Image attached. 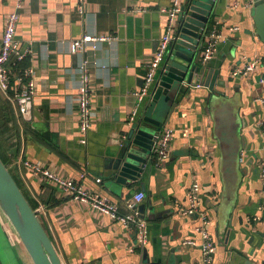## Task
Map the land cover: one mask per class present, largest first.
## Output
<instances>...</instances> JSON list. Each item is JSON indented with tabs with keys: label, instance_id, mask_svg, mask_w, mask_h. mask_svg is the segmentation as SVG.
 Wrapping results in <instances>:
<instances>
[{
	"label": "crops",
	"instance_id": "0c3cea01",
	"mask_svg": "<svg viewBox=\"0 0 264 264\" xmlns=\"http://www.w3.org/2000/svg\"><path fill=\"white\" fill-rule=\"evenodd\" d=\"M253 1L216 0L204 32L217 26L225 38L210 63L219 73L214 90L197 84L178 101L156 133L157 137L164 128L174 129L162 164L153 145L141 175L116 183L104 175L110 159L116 158L119 142L140 117H155L152 92L140 104L133 92L143 85L168 28L167 10L173 0H24L16 38L19 50L27 54L17 68L34 70V119L26 121L11 93L0 89L10 102L2 106L6 119L0 124L17 129L9 139L0 132V157L30 203L41 208L42 224L65 264H198L201 248L182 243L188 238L201 241L202 225L217 247L213 264L240 259L264 264V87L259 84L264 70L250 76L233 74L245 59L264 57ZM16 2L0 0V44ZM204 33L198 45H191L200 59ZM86 34H109L114 39L73 51V41ZM84 75L89 77L93 107L85 136L79 105ZM170 106L171 102L165 104L166 111ZM135 107L137 114L130 122ZM25 160L74 178L116 203L122 214L131 212L127 201L143 192L138 209L148 223V243L139 245L136 232L120 221L72 200L57 184L35 176L24 166ZM196 182L199 211L185 215L182 208L188 207V190ZM0 264H34L1 212Z\"/></svg>",
	"mask_w": 264,
	"mask_h": 264
},
{
	"label": "water",
	"instance_id": "95a60500",
	"mask_svg": "<svg viewBox=\"0 0 264 264\" xmlns=\"http://www.w3.org/2000/svg\"><path fill=\"white\" fill-rule=\"evenodd\" d=\"M215 2L216 0H188L184 3L178 15L177 33L169 44L152 91L151 105L155 117L152 114L143 115L132 123L127 137L119 142L121 147L116 158L110 159L107 165L108 170L104 175L106 179H114L116 183L136 180L145 170L147 159L156 142L157 131L166 125L181 97L197 84L214 90L213 82L215 79L216 83L219 73L211 68L212 59L203 61L196 58L191 45H198L202 34L206 32V24ZM253 5L256 34L264 44V0H254ZM169 102L171 106L166 111L165 104ZM161 115L164 116L163 119L158 118ZM145 208L146 204L140 207L143 214ZM0 212L17 233L34 264H65L42 224L39 209L32 206L1 157ZM234 264L253 263L248 260L242 263L240 259Z\"/></svg>",
	"mask_w": 264,
	"mask_h": 264
},
{
	"label": "built area",
	"instance_id": "2783aa9c",
	"mask_svg": "<svg viewBox=\"0 0 264 264\" xmlns=\"http://www.w3.org/2000/svg\"><path fill=\"white\" fill-rule=\"evenodd\" d=\"M23 3L24 0H17L16 9L8 14L5 23L0 44V89L7 95L12 91V98L17 103L22 117L26 121L32 122L34 119L33 111L36 90L34 70L31 66L25 67L22 70L17 68L18 61H22L27 54L26 50H19V41L16 38V28L20 18L19 10L23 6ZM182 7L183 3L181 0H173L172 6L167 10L169 18L168 28L162 35L155 56L149 64L143 85L133 92V96L139 104L142 103L152 92L157 71L162 67L163 60L168 52L169 44L174 38L173 29ZM237 29H239V27H231V30L233 31H236ZM113 39L114 36L109 34H86L73 41L72 50L75 52H82L87 50L88 47L95 48L99 43L109 42ZM204 39L205 46L202 53V60L209 61L213 59L218 46L225 38L217 26H214L212 30L204 33ZM13 54H16V58H13ZM258 69L264 70V57L262 56L245 59L242 64L238 65L233 70V74L236 76H250ZM14 78L17 84L13 89L12 82ZM82 83L79 98L80 124L81 131L84 132L83 136H85L91 127L93 117L91 101L92 88L89 83L88 75H84ZM259 84L264 87V78L260 79ZM136 114L137 107L133 109L129 120L130 122L134 121ZM261 124L264 126V117L261 120ZM173 138L174 129L171 128H164V130L157 136L154 145V153L159 164H162L163 161L167 159ZM23 164L32 171L35 176L50 180L57 184L72 200L86 204L93 210L109 215L111 218L120 221L126 228L136 232L139 245L144 246L148 243V223L138 209L139 204L145 198L143 192L136 193L133 198L127 201V205L131 212L122 214L116 203L101 195L99 192L91 191L85 187L84 184L74 178L60 176L51 169L44 167L41 163L25 160L23 161ZM261 173L264 176V164L261 167ZM97 181L100 182L101 178H97ZM199 190L200 184L198 182L194 183L188 190L189 205L188 207L182 208L183 214L188 215L199 211ZM38 209L41 211V208ZM198 230L202 235L201 241H198L195 238H188L185 239L182 244L184 246H199L201 248L203 256L198 264H213V255L217 248L215 242L205 226L202 225Z\"/></svg>",
	"mask_w": 264,
	"mask_h": 264
},
{
	"label": "trees",
	"instance_id": "16d2710c",
	"mask_svg": "<svg viewBox=\"0 0 264 264\" xmlns=\"http://www.w3.org/2000/svg\"><path fill=\"white\" fill-rule=\"evenodd\" d=\"M14 80H15V78H14ZM14 82H15V81H13L12 84H13ZM13 85H14V84H13ZM11 93H12V91H11ZM8 104L10 105V102L8 101L7 97H6V96L0 91V122L6 119V118L4 117V111L2 110V106H4V105H8ZM22 122H23V124H24L27 128L30 127L29 123H27V122L24 121L23 119H22ZM0 132H1L6 138L9 139V138L13 137V136L16 134L17 129L11 127L10 123H7V124H5V125L0 124ZM32 206H33L34 208H37V205H36L35 203H32Z\"/></svg>",
	"mask_w": 264,
	"mask_h": 264
}]
</instances>
